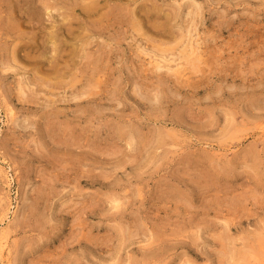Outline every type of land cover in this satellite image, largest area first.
Instances as JSON below:
<instances>
[{
	"label": "rangeland",
	"instance_id": "374dc122",
	"mask_svg": "<svg viewBox=\"0 0 264 264\" xmlns=\"http://www.w3.org/2000/svg\"><path fill=\"white\" fill-rule=\"evenodd\" d=\"M151 1L0 0V264H264V0Z\"/></svg>",
	"mask_w": 264,
	"mask_h": 264
},
{
	"label": "bare ground",
	"instance_id": "6f19581e",
	"mask_svg": "<svg viewBox=\"0 0 264 264\" xmlns=\"http://www.w3.org/2000/svg\"><path fill=\"white\" fill-rule=\"evenodd\" d=\"M89 1H90V3H89L87 6H85L84 8L87 9V11H89V12L96 13V8H97V4H98L99 0H89ZM152 1H153V0H152ZM152 1H151V2H152ZM194 3H196V2H194ZM197 3H198V2H197ZM197 3H196V4H197ZM68 4H69V3H68ZM197 5H198V4H197ZM197 5H196V6H197ZM71 6H72V5H71ZM73 6H74V4H73ZM107 6H108V5H107ZM188 6H189V5H188ZM191 6H192V5H191ZM191 6H189V7H191ZM199 7H200V5L198 6L197 9H199ZM179 8H180V7H179ZM158 9H159V8H158ZM179 10H180V9H179ZM188 10H189V9H188ZM188 10H187V11H188ZM191 10H192V9H191ZM193 11H194V15H195V11H196V10H193ZM193 11L190 12V13L193 14ZM199 11H200V10H199ZM118 12H119V11H118ZM148 12H149V11H146V13H148ZM70 13H71V12H70ZM190 13H189V14H190ZM109 14H110V13H109ZM192 14H191V15H192ZM196 14H197V12H196ZM111 15H112V14H111ZM163 15H164V14H163ZM198 15H199V14H198ZM68 16H69V15H68ZM68 16H67V17H68ZM186 16H187V15H186ZM192 16H193V15H192ZM67 17H66V18H67ZM107 17H108V16H107ZM201 17H202V15H201ZM87 18H88V17H87ZM145 18H146V17H145ZM185 18H186V17H185ZM195 18H196V16H195ZM197 18H198V17H197ZM88 19H89V18H88ZM111 19H112V18H111ZM133 19H134V17H133ZM102 20H103V19H102ZM188 20H189V19H188ZM188 20H187V21H188ZM198 20H199V19H198ZM89 21H90V20H89ZM97 21H98V20H97ZM192 21H193V20H192ZM194 21H195V19H194ZM203 21H204V20H203ZM107 22H108V21H107ZM109 22H110V21H109ZM139 23H140V22H139ZM153 23H154V22H153ZM229 23H230L231 25L234 24L233 22H229ZM106 24H107V23H106ZM140 25H141V23H140ZM152 25H153V24H152ZM155 26H156V24H155ZM195 26H197V24H196ZM195 26H194V28H195ZM235 26H236V25H235ZM63 27H64V26H63ZM130 27H131V26H130ZM151 27H152V26H151ZM155 28H156V27H155ZM159 28H160V27H159ZM200 28H201V27H200ZM63 29H64V28H63ZM225 30H226V29H225ZM190 31H191V30H190ZM192 31H194V29H192ZM187 32H188V31H187ZM189 33H190V32H189ZM196 34H197V33H196ZM196 34H195V35H196ZM239 34H240V33H239ZM244 35H246V34H244ZM244 35H241V36H244ZM188 36H189V35H188ZM192 36H193V35H192ZM186 37H187V36H186ZM190 37H191V34H190ZM76 38H77V37H76ZM132 38H133V37H132ZM180 38H181V37H180ZM180 38H179V39H180ZM188 38H189V37H188ZM204 38H205V37H204ZM211 38H212V37H211ZM192 39H193V38H192ZM205 39H206V38H205ZM207 39H208V38H207ZM143 40H144V39H143ZM175 40H176V39L174 38V42H175ZM199 40H200V39H199ZM212 40H213V39H212ZM88 41H89V40H88ZM179 41H180V40H179ZM186 41H187V39H186ZM201 41H202V40H201ZM213 41H214V40H213ZM153 42H154V41H153ZM180 42H181V41H180ZM178 43H179V42H178ZM178 43H176V44H178ZM182 43H183V42H182ZM184 43L187 44V42H184ZM235 43H236V42H235ZM238 43H239V42H238ZM240 43H241V44H240ZM240 43H239V44H240L239 46H243L241 41H240ZM186 44H185V45H186ZM192 44H193V43H192ZM213 44H214V43H213ZM156 45H157V44H156ZM172 45H175V44H172ZM185 45H184V47H185ZM193 45H194V44H193ZM215 45H216V44H215ZM126 46H127V45H126ZM190 46H192V45H190ZM244 46H246V45H244ZM215 47H216V46H215ZM182 48H183V46H182ZM229 48H230V47H229ZM242 48H243V47H242ZM152 49H153V48H152ZM155 49L158 50L157 48H155ZM168 49L171 51L170 48H168ZM168 49H163V50H162V53L160 52L161 55L164 56V53H165L166 51H169ZM180 49H181V48H180ZM196 49H198V48H196ZM196 49H195L193 46H192L190 49H188L187 47H186L184 50L181 49V50H183V52H182V54H183L182 57L184 56V57H183L184 60H185V57H186L187 61H188V62H191L192 64H193V61H195V60H197V59H198L197 61L199 62V60H201V59H200V57H197V56L195 55L196 52H197ZM220 49H221V48H220ZM88 50H89V49H88ZM141 50H143V49H141ZM159 50H160V49H159ZM159 50H158V51H159ZM172 50H173V49H172ZM178 50H179V49H178ZM86 51H87V50H86ZM149 51H151V50H149ZM153 51H154V50H153ZM153 51H152V52H153ZM160 51H161V50H160ZM205 51H206V50H205ZM210 51H211V50H210ZM89 52H90V51H89ZM143 52H144V51H143ZM172 52H173V51H172ZM85 53H86V52H85ZM149 53H150V52H149ZM153 53H154V52H153ZM158 53H159V52H158ZM170 53H171V52H170ZM170 53H169V55H170ZM197 53H198V52H197ZM88 54H90V53H88ZM91 54H92V53H91ZM147 54H148V53H147ZM155 54H156V53H155ZM173 54H175V53H173ZM179 54H180V53H179ZM86 55H87V54H86ZM102 55H103V54H102ZM158 55H159V54H158ZM169 55H168V56H169ZM171 55H172V53H171ZM94 56H95V55H94ZM136 56H137V54H136ZM154 56H157V54L154 55ZM168 56H167V58H168ZM174 56H178V55H174ZM195 56H196V57H195ZM179 57H180V56H179ZM193 57H194V58H193ZM210 57H211V56H210ZM89 58H90V57H89ZM104 58H105V57H104ZM167 58H166V59H167ZM172 58L174 59L173 56H172ZM183 58H182V59H183ZM161 59H162V56H161ZM169 59H170V58H169ZM179 59H180V58H179ZM164 60H165V59H164ZM161 61H162V60H161ZM161 61H160V62H161ZM178 61H179V60H178ZM67 62H68V61H67ZM162 63H163V62H162ZM162 63H161V64H162ZM161 64L158 63V64L156 65V66H157L156 68H159V69H160L161 67H163ZM163 64H164V63H163ZM196 64H197V63H196ZM175 65H176V64H175ZM178 65H179V64H178ZM180 65H181V64H180ZM197 65H198V64H197ZM197 65H196V66H197ZM201 65H202V64H201ZM166 66H167V65H166ZM207 66H208V65H207ZM192 67H193V66H192ZM198 68H200V67H198ZM148 69H149V68H148ZM169 69H170V70H174V69H175V71H179V70H180L179 67L174 68V67H172V66H169V67H168V70H169ZM191 69H192V68H191ZM211 69H212V68H211ZM144 70H145V69H144ZM193 70H195V68H194ZM204 70H205V69H204ZM95 71H96V70H95ZM207 71H208V70H207ZM190 72H191V71H190ZM197 72H198V71H197ZM205 72H206V71H205ZM144 73H145V72H144ZM195 73H196V72H195ZM202 73H203V72H202ZM193 74H194V73H193ZM203 74H204V73H203ZM102 75H103V74H102ZM57 76H58V75H57ZM211 76H212V75H211ZM172 77H173V76H172ZM76 78H77V76H76ZM72 79H73V77H72ZM179 79H180V78H178V80H179ZM189 79H190V78H189ZM208 79H209V78H208ZM173 80H174V79H173ZM175 80H176V79H175ZM80 81H81V80H80ZM75 82H77V81H75ZM78 82H79V81H78ZM90 83H91V82H90ZM177 83H179V82H177ZM181 83H183V81H182ZM181 83H180V84H181ZM180 84H179V85H180ZM58 85H59V84H58ZM60 85H61V84H60ZM60 85H59V86H60ZM83 85H84V84H83ZM91 85H92V84H91ZM176 85H178V84H176ZM188 85H189V84H188ZM73 86H74V85H73ZM88 86H90V85L88 84ZM157 86H159V85H157ZM183 87H184V86H183ZM198 87H199V86H198ZM202 87H203V86H202ZM94 88H95V87H94ZM184 88H185V87H184ZM187 88H188V87H187ZM22 89H23V88H22ZM22 89H21V90H22ZM191 89H192V88H191ZM201 89H202V88H201ZM76 90H79V89H76ZM187 90H188V89H187ZM177 91H178V90H177ZM136 93H137V92H136ZM23 94H24V93H23ZM82 95H83V94H82ZM77 97H78V96H77ZM27 99H28V98H27ZM157 110H158V109H157ZM161 121H162V120H161ZM2 239H3V240H2ZM3 245H4V236H2V238H1V240H0V251L3 249Z\"/></svg>",
	"mask_w": 264,
	"mask_h": 264
}]
</instances>
